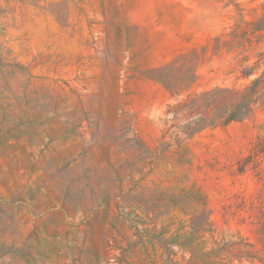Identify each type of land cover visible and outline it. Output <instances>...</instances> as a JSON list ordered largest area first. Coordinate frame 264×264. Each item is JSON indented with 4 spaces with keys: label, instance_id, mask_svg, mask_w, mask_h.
Returning <instances> with one entry per match:
<instances>
[{
    "label": "rangeland",
    "instance_id": "374dc122",
    "mask_svg": "<svg viewBox=\"0 0 264 264\" xmlns=\"http://www.w3.org/2000/svg\"><path fill=\"white\" fill-rule=\"evenodd\" d=\"M264 0H0V264H264Z\"/></svg>",
    "mask_w": 264,
    "mask_h": 264
},
{
    "label": "trees",
    "instance_id": "16d2710c",
    "mask_svg": "<svg viewBox=\"0 0 264 264\" xmlns=\"http://www.w3.org/2000/svg\"><path fill=\"white\" fill-rule=\"evenodd\" d=\"M260 226L264 228V223H262V221L260 220L259 222Z\"/></svg>",
    "mask_w": 264,
    "mask_h": 264
}]
</instances>
